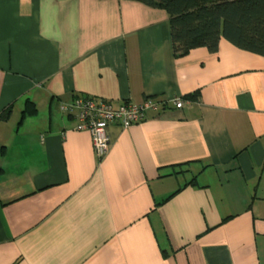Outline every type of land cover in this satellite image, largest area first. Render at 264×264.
I'll return each mask as SVG.
<instances>
[{"label":"crops","instance_id":"1","mask_svg":"<svg viewBox=\"0 0 264 264\" xmlns=\"http://www.w3.org/2000/svg\"><path fill=\"white\" fill-rule=\"evenodd\" d=\"M83 95L183 103L98 159L61 109ZM0 264H264V56H175L137 0H0Z\"/></svg>","mask_w":264,"mask_h":264},{"label":"trees","instance_id":"2","mask_svg":"<svg viewBox=\"0 0 264 264\" xmlns=\"http://www.w3.org/2000/svg\"><path fill=\"white\" fill-rule=\"evenodd\" d=\"M137 1L166 10L175 56H184L196 47H205L214 53L222 38L239 49L264 56V0ZM198 95L195 91L184 98L197 99ZM35 111L33 103L28 101L23 113ZM9 112L7 110L3 117L6 118ZM191 183L192 180L182 187Z\"/></svg>","mask_w":264,"mask_h":264},{"label":"built area","instance_id":"3","mask_svg":"<svg viewBox=\"0 0 264 264\" xmlns=\"http://www.w3.org/2000/svg\"><path fill=\"white\" fill-rule=\"evenodd\" d=\"M168 102H171L175 108H180L183 103L180 97L170 101L147 97L139 104L123 102L115 107L103 98L83 95L75 97L70 103L62 104L61 109L67 115L74 117L76 130L89 132L94 154L101 159L110 145L107 133L109 125L116 123L122 128H128L144 121L148 112L161 110Z\"/></svg>","mask_w":264,"mask_h":264},{"label":"rangeland","instance_id":"4","mask_svg":"<svg viewBox=\"0 0 264 264\" xmlns=\"http://www.w3.org/2000/svg\"><path fill=\"white\" fill-rule=\"evenodd\" d=\"M187 177V176H186ZM190 177V176H189Z\"/></svg>","mask_w":264,"mask_h":264}]
</instances>
